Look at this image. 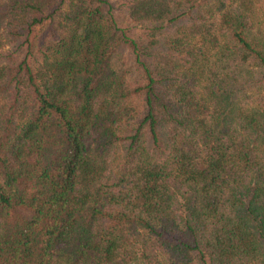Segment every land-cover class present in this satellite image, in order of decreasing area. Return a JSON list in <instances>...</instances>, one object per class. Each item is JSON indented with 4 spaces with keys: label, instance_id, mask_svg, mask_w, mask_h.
I'll return each mask as SVG.
<instances>
[{
    "label": "trees",
    "instance_id": "obj_1",
    "mask_svg": "<svg viewBox=\"0 0 264 264\" xmlns=\"http://www.w3.org/2000/svg\"><path fill=\"white\" fill-rule=\"evenodd\" d=\"M0 0V264H264V0Z\"/></svg>",
    "mask_w": 264,
    "mask_h": 264
},
{
    "label": "rangeland",
    "instance_id": "obj_2",
    "mask_svg": "<svg viewBox=\"0 0 264 264\" xmlns=\"http://www.w3.org/2000/svg\"><path fill=\"white\" fill-rule=\"evenodd\" d=\"M114 4L116 6L115 12L117 14L118 19L120 20L121 23H125L126 18H125L124 12L122 10V7H120V1L114 0Z\"/></svg>",
    "mask_w": 264,
    "mask_h": 264
}]
</instances>
